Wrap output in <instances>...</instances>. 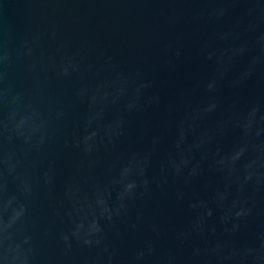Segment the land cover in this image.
<instances>
[{"label": "water", "instance_id": "1", "mask_svg": "<svg viewBox=\"0 0 264 264\" xmlns=\"http://www.w3.org/2000/svg\"><path fill=\"white\" fill-rule=\"evenodd\" d=\"M0 264H264V0H0Z\"/></svg>", "mask_w": 264, "mask_h": 264}]
</instances>
